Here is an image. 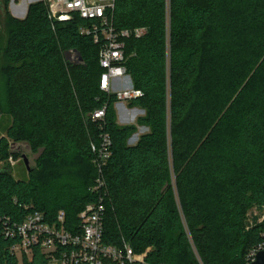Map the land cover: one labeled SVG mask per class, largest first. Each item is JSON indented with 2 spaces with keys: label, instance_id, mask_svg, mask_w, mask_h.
<instances>
[{
  "label": "trees",
  "instance_id": "obj_1",
  "mask_svg": "<svg viewBox=\"0 0 264 264\" xmlns=\"http://www.w3.org/2000/svg\"><path fill=\"white\" fill-rule=\"evenodd\" d=\"M9 5L1 0L0 157H19L13 143L41 155L26 178L0 170V264H48L38 248L30 260L10 252L18 239L5 236L6 219L40 212L54 223L64 212L74 232L97 202L91 144L102 131L87 115L106 104L104 242L151 248L149 264H199L193 246L204 264H246L264 243V222L247 223L264 208V0H116L117 29L148 31L125 42L127 74L143 92L130 104L150 129L135 146L136 127L118 126L116 98L100 90V48L80 34L83 21L53 25L44 2L20 20ZM72 51L77 64L65 58Z\"/></svg>",
  "mask_w": 264,
  "mask_h": 264
},
{
  "label": "built area",
  "instance_id": "obj_2",
  "mask_svg": "<svg viewBox=\"0 0 264 264\" xmlns=\"http://www.w3.org/2000/svg\"><path fill=\"white\" fill-rule=\"evenodd\" d=\"M47 8L48 19L54 25L74 21H83L79 32L89 36L99 49V63L103 69L100 78V90L108 96H114L118 104H128L143 96V92L135 89L130 82L126 69V44L131 38L141 39L147 33L146 28L117 29L114 20L116 0H41ZM38 3V2H36ZM77 58L76 52H70ZM129 80L126 87L120 83ZM127 83V84H128ZM106 104L102 108L89 113L92 122L102 131L100 143L91 144L94 155L93 164L97 170V178L91 193L97 202L85 206L79 213V225L72 232L67 229L65 213L60 212L57 221L48 223L43 213L35 212L28 215L21 223L5 221L4 234L8 238L18 239L10 248V252L19 258L31 259L33 251L38 248L48 260V264H149L147 263L148 248L144 253L137 254L130 244L122 247L108 245L104 242V224L108 188L104 170L112 156V138L105 132ZM255 218L259 224L264 222V208L255 209ZM254 220V218H252ZM252 223V221H251ZM264 250V243L253 249L246 264H252L258 252ZM163 264V263H160Z\"/></svg>",
  "mask_w": 264,
  "mask_h": 264
},
{
  "label": "rangeland",
  "instance_id": "obj_3",
  "mask_svg": "<svg viewBox=\"0 0 264 264\" xmlns=\"http://www.w3.org/2000/svg\"><path fill=\"white\" fill-rule=\"evenodd\" d=\"M13 1H15V0H10V3ZM8 10L10 12L9 7H8ZM65 58L71 64L79 63L77 61V58H74V59L72 58V54H70V52L65 54ZM6 62H7V60L3 56H0V93H1V99H2L4 105H5L4 101H5V95L7 93L6 92L7 90L5 89V80H4L3 76L1 75V69L6 64ZM128 81L129 80L123 81L122 83H120L119 86L120 87H126L127 85H129ZM169 99H170V90H169ZM113 111H114L116 123L118 124L119 127H121V128L127 127V126H135L136 127L137 131L132 135V137L127 142L129 146H135L138 143L141 136L150 132V129L141 123V119L146 116L145 110H143L139 107H133L130 103L125 104V105L116 103L113 106ZM169 134H170V128H169ZM169 141H170V137H169ZM9 143L11 144V141H9ZM170 160H171V164H172L171 149H170ZM0 170H9L13 177L14 176L16 178L21 177V179L26 178L27 173H28V171H27V169H26V167H25L20 156L19 157L9 156L8 158H4V159L0 157ZM172 185L175 188L176 176L174 174L173 166H172ZM254 210L255 209L251 210L248 213V216H247V218H248L247 223L248 224H250L251 221H253L252 218H254V220H256ZM186 231L189 234V237L192 239L191 234H190L187 226H186ZM192 250L194 252L193 253L194 258L197 259L198 263L204 264L201 256L198 254L195 246L192 247Z\"/></svg>",
  "mask_w": 264,
  "mask_h": 264
},
{
  "label": "water",
  "instance_id": "obj_4",
  "mask_svg": "<svg viewBox=\"0 0 264 264\" xmlns=\"http://www.w3.org/2000/svg\"><path fill=\"white\" fill-rule=\"evenodd\" d=\"M1 4V0H0ZM81 60L80 54H78ZM10 153L12 155H19L28 171L30 173L32 169L36 167V161L39 159L41 152L34 154L31 146L28 143H13L10 146ZM252 264H264V250L257 253L255 261Z\"/></svg>",
  "mask_w": 264,
  "mask_h": 264
},
{
  "label": "crops",
  "instance_id": "obj_5",
  "mask_svg": "<svg viewBox=\"0 0 264 264\" xmlns=\"http://www.w3.org/2000/svg\"><path fill=\"white\" fill-rule=\"evenodd\" d=\"M41 0H15L10 3V13L14 18L25 19L30 5Z\"/></svg>",
  "mask_w": 264,
  "mask_h": 264
}]
</instances>
